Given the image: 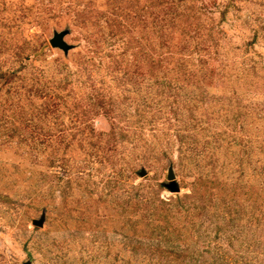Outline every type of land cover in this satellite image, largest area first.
<instances>
[{
  "label": "rangeland",
  "instance_id": "1",
  "mask_svg": "<svg viewBox=\"0 0 264 264\" xmlns=\"http://www.w3.org/2000/svg\"><path fill=\"white\" fill-rule=\"evenodd\" d=\"M26 263L264 264V0H0V264Z\"/></svg>",
  "mask_w": 264,
  "mask_h": 264
},
{
  "label": "water",
  "instance_id": "2",
  "mask_svg": "<svg viewBox=\"0 0 264 264\" xmlns=\"http://www.w3.org/2000/svg\"><path fill=\"white\" fill-rule=\"evenodd\" d=\"M63 33H57L55 34V36L53 37V39L51 40V43L54 45V46H60V47H65V44L63 42ZM169 178L171 180L170 182V185H169V189L172 191V192H178L179 191V186L177 184V182L175 181L174 179V174L173 172H170L169 174ZM38 224H41V222H37ZM26 264H29V263H26Z\"/></svg>",
  "mask_w": 264,
  "mask_h": 264
}]
</instances>
